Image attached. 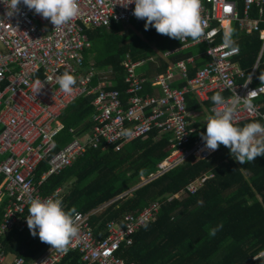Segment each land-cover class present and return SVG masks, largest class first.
I'll list each match as a JSON object with an SVG mask.
<instances>
[{"label":"built area","instance_id":"1","mask_svg":"<svg viewBox=\"0 0 264 264\" xmlns=\"http://www.w3.org/2000/svg\"><path fill=\"white\" fill-rule=\"evenodd\" d=\"M129 2L78 0L80 15L58 29L22 2L11 16L7 15L6 5L0 3V42L5 48L0 50V204L5 202L0 225V264H26L21 256L8 261L10 253L2 239L15 228L19 232L30 231L27 216L34 198L59 199L65 210V188L59 187L53 194L44 195L42 185L51 175L72 166L88 149L115 147L119 151L125 143L147 138L155 129L161 137L169 135V154L155 172L142 176L138 185L120 195L123 197L179 166L208 160L217 152V149H207L198 135L203 128L195 120L200 108H190L191 96L203 107L212 92H229L231 95L224 98L227 104L236 96L241 98L234 124L251 119L264 121L263 106L259 102L264 96V83L253 84L258 69L264 66V27L261 26L264 0H244L243 10L238 0H201L204 34L200 39L208 43L205 64L190 77L187 64L194 62L192 57L187 62L170 65L165 72L150 79L137 69L156 62L157 56L135 61L128 55L124 61L127 89L122 92L106 77L94 83L97 73L94 64L89 68L85 66V50L92 46L88 29L110 27L114 23L128 26L138 19L133 15L135 4ZM225 24L233 32L236 27L245 33L258 32L263 41L260 56L247 79L234 61L240 48L233 45L238 52H231L225 42H218L223 37ZM193 43L196 42L186 38L166 55ZM177 70L183 71L180 77L187 83L182 88L172 86ZM64 72L72 74L76 80L71 94L61 92L57 83ZM147 83L155 87L153 93L145 91ZM82 97H93L92 127L81 132L71 128V140L59 143L56 137L65 128L61 120L63 113ZM243 98L251 100L254 110L244 109ZM223 107L212 104L210 110L214 113L222 111ZM125 131L127 135L123 134ZM42 162H47V169L37 179L36 172ZM214 176L212 171L204 173L179 192L168 195L167 202L195 194ZM104 207L90 213H70L78 232L66 250L50 245L30 264H60L71 251H78L86 264H137L127 261L119 251L122 246L132 245L134 235L157 218L161 202H151L140 212H128L121 219L108 222L107 235L99 238L91 218Z\"/></svg>","mask_w":264,"mask_h":264},{"label":"trees","instance_id":"2","mask_svg":"<svg viewBox=\"0 0 264 264\" xmlns=\"http://www.w3.org/2000/svg\"><path fill=\"white\" fill-rule=\"evenodd\" d=\"M145 22V19L132 20L127 33L121 23H114L109 28L88 29L92 46L85 50V66L89 68L93 62L98 77L102 78L101 72H108L116 79L115 86L125 92L124 61L128 55L135 61L157 55L161 62V67L155 70L158 74L178 60L196 55L207 47L202 44L165 57L167 51L180 46L182 41L159 34L152 27L145 30ZM238 36L241 66L250 73L262 41L258 32L239 33ZM206 61V56L197 58L196 66H191V76ZM101 78H96L94 83ZM262 78L264 66L259 69L254 83H264ZM146 86L149 87V83ZM148 90L146 87L145 91ZM261 101L264 102V96ZM212 104L213 101L208 102V107ZM195 106L196 103L191 102L190 108ZM94 110L93 97H82L69 105L61 118L65 128L56 137L58 142L65 144L71 140V128L77 132L90 129ZM253 121L264 124L262 119H255L234 125L243 127ZM204 132L206 125L201 130ZM168 145L169 135L158 139V130L155 129L147 138L134 139L120 151L114 147L106 150L90 148L72 166L48 177L42 185V193L50 195L57 188L64 187L63 202L68 213H90L105 206L91 218V225L99 238L107 235L108 222L121 219L128 212H140L151 202L160 201L157 218L134 235L132 245L121 247L119 254L129 262L264 264V256L254 258L264 251V156H257L254 161L242 165L221 144L212 159L191 161L120 197L138 185L142 176L156 170L169 153ZM45 169L47 162H42L36 172L37 179ZM208 171L215 176L195 194L167 202L168 195L179 192ZM3 213L4 203L0 205V223ZM219 224L223 227L215 236L210 235L211 229ZM2 242L9 253L23 256L26 264L33 262L50 246L38 235L34 237L30 231L19 232L16 228ZM60 264L86 263L78 251H71Z\"/></svg>","mask_w":264,"mask_h":264},{"label":"clouds","instance_id":"3","mask_svg":"<svg viewBox=\"0 0 264 264\" xmlns=\"http://www.w3.org/2000/svg\"><path fill=\"white\" fill-rule=\"evenodd\" d=\"M21 2L28 9L50 20L55 29L80 15L78 0H0V3L6 5L8 16L18 11L17 6ZM129 3L135 4L133 15L138 19H145V30L152 27L157 33L170 38L182 41L190 37L196 43L201 42L200 38L204 34L200 14L201 0H130ZM232 34L233 29L225 24L224 42L231 52H238V48L233 46ZM57 83L61 92L71 94L76 80L72 74L64 72L58 77ZM211 100L215 105L224 107L206 120V132L201 133L206 148L216 150L222 144L230 149L231 156L242 165L254 161L257 156H264V124L253 121L239 127L233 123L241 98L236 96L231 104H227L224 97L216 93ZM243 101L245 110H254L250 99L243 98ZM123 134L128 133L125 131ZM27 225L34 237L38 235L42 242L58 250H66L71 238L78 232L72 215L63 209L59 199L52 198L31 200ZM222 227L219 224L212 228L210 235L215 236ZM262 256L264 253L261 252L254 258L260 259Z\"/></svg>","mask_w":264,"mask_h":264},{"label":"crops","instance_id":"4","mask_svg":"<svg viewBox=\"0 0 264 264\" xmlns=\"http://www.w3.org/2000/svg\"><path fill=\"white\" fill-rule=\"evenodd\" d=\"M239 1V4H240V9L241 10H243V7H244V0H238ZM254 14H256V11L254 12ZM122 24V23H121ZM122 25H124V24H122ZM125 26V25H124ZM129 26V25H128ZM261 26L262 27H264V22H261ZM109 28V27H108ZM91 29H93V28H91ZM237 31V32H236ZM239 33H245V32H241L240 31V29L239 28H237L236 27V29L234 30V32H233V34H232V42H233V45H235V46H238L239 48H240V54L234 59V61L237 63V65L240 67V69H242L245 73H246V79H247V77H248V75L252 72V70H253V68H254V66H255V64H256V62H257V60H258V58H259V56H260V53H261V51H262V48H263V41H262V46H261V49H260V52H259V55H258V57H257V60H256V62H255V64L253 65V68H252V70H251V72L250 73H248L242 66H241V60H240V55H241V47L239 46V45H237V42L239 41ZM255 33V32H254ZM254 33H245V34H254ZM238 34V35H237ZM218 42H224V39H223V37L222 38H220L219 39V41ZM202 44H205L207 47L204 49V50H202V51H199V52H197L196 53V55H192V56H190L189 58H187V59H181V60H178V61H188L190 58H194V62H190V63H188L187 64V66H188V72H189V76L190 77H193L196 73H197V71L205 64H203L201 67H199V68H197V71L195 72V74L193 75V76H191V66H196V59L197 58H199V57H202V56H206L207 57V59H208V56H207V54H206V51H207V49H208V43H206V42H200V43H193V44H191V45H189L188 47H186V48H183V49H187V48H190V47H196V46H198V45H202ZM183 49H181V50H183ZM181 50H179V51H181ZM157 56V55H156ZM165 57H168V56H170V54L169 55H166V53H165V55H164ZM262 60H264V54L262 55ZM91 64H94L93 62H91ZM90 64V65H91ZM174 65H175V63H173ZM150 66H148V67H145L146 68V70L144 71V72H142V73H144L146 76H148L150 79H154V77H156L158 74H160V73H155V70H156V68H159V67H161V62L159 61V58H158V56H157V61L155 62H151L150 64H149ZM262 67V66H261ZM260 67V68H261ZM259 68V69H260ZM259 69H258V72H259ZM96 70V69H95ZM177 76H176V79L172 82V86L173 87H176V88H182V87H184L187 83H186V80H184V79H182L181 77H180V74H183V71H181V70H177ZM258 72H257V74H258ZM96 73H97V78H101V77H98V74H99V72L96 70ZM257 74H256V76H257ZM101 75H102V78L100 79V80H103L104 79V77H106V79L109 81V80H111L110 82H112V83H115L116 82V79H113V78H111V76L109 75V73L107 72L106 74L103 72H101ZM255 76V77H256ZM255 77H254V80H255ZM254 80H253V84H255V85H259V84H256V83H254ZM242 81H245V79H242ZM261 84H263V83H261ZM114 86H115V84H114ZM116 87V86H115ZM149 90L147 91V92H149V93H153L154 91V89H155V87H153V85L151 84V83H149V87L148 86H146ZM145 87V88H146ZM216 93H220V94H223V95H225L224 96V98H228L230 95H231V93H229V92H224V91H214V92H212L211 93V95H210V97H212L214 94H216ZM210 101H212L211 99L208 101V102H210ZM191 102H195L196 103V106L193 108V109H195V110H197V109H199L198 111H199V113H200V115L199 116H197L196 118H195V120L196 121H198L200 124H202V126L204 127L205 125H206V120H207V118L209 117V116H211V115H213L214 113H212L211 112V110H210V107H208V102H205V104H204V106L202 107L200 104H199V101L195 98V97H193V96H191V99H190V105H191ZM261 104H262V106H263V108H264V102H262L261 101V99H260V101H259ZM251 120H253V119H251ZM255 120V119H254ZM246 121H249V120H246ZM246 121H242V122H240V123H237V124H242V123H245ZM92 122V121H91ZM236 124V123H235ZM203 129V128H202ZM198 135H201V131H199V133H198ZM159 138H161V136L159 135V132H158V139ZM138 139V138H137ZM134 140V139H133ZM130 141H132V140H130ZM129 141V142H130ZM128 143V142H127ZM127 143H125L124 145H126ZM124 147V146H123ZM109 148H111V147H109ZM109 148H107V149H109ZM226 149V152H229L230 153V150L229 149H227V147H225ZM98 149H102V150H106V149H103V148H98ZM114 149H115V147H114ZM169 149V148H168ZM116 150V149H115ZM217 150H218V148H217ZM118 151V150H117ZM120 151V150H119ZM169 154V153H168ZM216 154V153H215ZM215 154L210 158V159H212L214 156H215ZM231 155V154H230ZM80 158V157H79ZM166 158V157H165ZM164 158V159H165ZM163 159V160H164ZM210 159H208V160H210ZM225 161H229L228 159H226ZM161 162V161H160ZM70 167V166H69ZM157 168H158V166H157ZM157 168H156V170H157ZM46 170V169H45ZM155 170V171H156ZM154 171V172H155ZM209 172V171H208ZM205 173H207V172H205ZM204 173H202L201 175H203ZM200 175V176H201ZM200 176H198V177H200ZM197 177V178H198ZM196 178V179H197ZM195 180V179H194ZM193 181V180H192ZM190 183V182H189ZM188 183V184H189ZM64 188V187H63ZM201 188V186L199 187V189ZM58 189V188H57ZM2 203H4V211H5V202H2ZM1 203V204H2ZM0 204V205H1ZM4 214V213H3ZM2 220H3V218H2ZM1 223H2V221H1ZM1 223H0V225H1ZM13 255V256H19V255H17V254H15V253H12V252H10V255ZM21 257H23V256H21ZM258 264H259V262H258Z\"/></svg>","mask_w":264,"mask_h":264},{"label":"rangeland","instance_id":"5","mask_svg":"<svg viewBox=\"0 0 264 264\" xmlns=\"http://www.w3.org/2000/svg\"><path fill=\"white\" fill-rule=\"evenodd\" d=\"M125 28H124V31H125V33H127V31H128V26L127 25H125L124 26ZM0 50H5V48H4V46H3V44L0 42ZM148 66H150V65H147V66H144V67H139L138 69H137V71L138 72H144L145 70H146V68L145 67H148ZM67 140L65 139V141L64 142H66ZM180 198H182V197H180ZM13 258H14V256L11 254V255H9L8 256V261H11V260H13Z\"/></svg>","mask_w":264,"mask_h":264}]
</instances>
